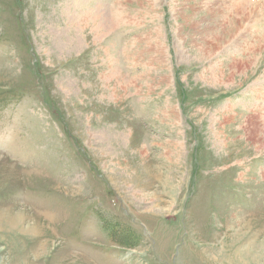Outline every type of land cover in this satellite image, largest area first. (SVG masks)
Listing matches in <instances>:
<instances>
[{"label": "rangeland", "instance_id": "rangeland-1", "mask_svg": "<svg viewBox=\"0 0 264 264\" xmlns=\"http://www.w3.org/2000/svg\"><path fill=\"white\" fill-rule=\"evenodd\" d=\"M0 264H264V0H0Z\"/></svg>", "mask_w": 264, "mask_h": 264}]
</instances>
